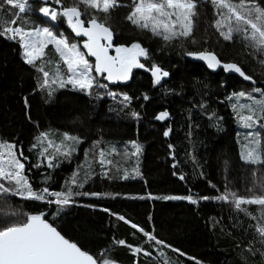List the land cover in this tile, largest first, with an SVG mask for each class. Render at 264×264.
I'll list each match as a JSON object with an SVG mask.
<instances>
[{"label":"snow or ice","instance_id":"snow-or-ice-1","mask_svg":"<svg viewBox=\"0 0 264 264\" xmlns=\"http://www.w3.org/2000/svg\"><path fill=\"white\" fill-rule=\"evenodd\" d=\"M34 4L42 23L30 19ZM201 4L211 5L215 17L211 27L219 37L226 42H235L238 39L242 44V54L264 67V0H130L128 4L121 0H71L68 4L64 0H0V38L18 46L22 63L36 73L33 77L36 81L33 92L40 94L46 104L59 91L64 90L71 96L82 95L95 101L110 98L115 102L116 108L110 106L109 111L126 112L131 109L134 99L150 101L151 97L146 92L134 96L127 91H114L109 87L110 84L130 81L134 69L150 73L152 87L161 85L162 81L171 76L169 70L152 59L150 50L141 42L114 43V31L109 20L112 13L121 7L129 9L126 21L138 30L147 31L153 37L160 38L164 46L179 44L183 56L204 62L207 69L234 73L243 81L251 82L250 89L233 91L219 101L230 104L233 119L245 130L240 160L246 165L254 166L251 172L252 186L246 188L247 195H240L238 190L231 188V182L225 176L223 191L211 180L207 181L208 186L216 192L212 196H197L189 190L186 195L125 194L124 198L186 201L190 205H199L201 201H215L227 205L230 212L236 214L229 217L233 221L232 228L240 231L242 236L250 237L246 244L239 240L235 245L234 251L241 249L240 264H264V86H257L258 82L239 63L223 61L215 51L206 48L199 51L187 49L185 42L192 45L198 43L195 31L201 15ZM65 25L74 34L73 37L65 34ZM76 38L80 39L77 41ZM50 46L53 53L51 57L48 51ZM202 87L204 90L200 94V100L192 103L186 110V136L190 140L194 129L200 127L195 118L197 114L207 118L209 127L215 128L217 132L224 131V117L218 115L206 98L209 95V86L203 83ZM219 87L224 88L225 83L221 82ZM166 91L183 99V88L180 92L175 88ZM70 103L78 101L70 100ZM23 107L26 118L35 124L30 114L31 105L27 95L23 97ZM140 107L143 108L144 105L141 104ZM193 109L198 112L194 113ZM126 114L136 121L142 118L138 111H127ZM170 118L168 109L154 116L157 121ZM172 131L169 125L163 131V136L169 137ZM240 135L238 132L237 136ZM84 142L85 137L67 131H39L28 149L35 154L36 163L26 167L30 156L25 155L23 145L15 139L0 138V264H120L110 255L112 245L126 247L134 257L133 264H141V256L150 264H179L178 260H172L168 256L165 249H170L179 257H186L188 261H194V264H205L203 260L188 255L159 238L154 227L146 230L107 207L100 210L129 225L135 230L133 236L139 232L145 240L134 245L125 239L113 237L111 245L102 248L99 255H93L77 240L63 232L57 221L67 215L68 210L73 207H98L91 203H81L79 198L116 199L122 195L84 190L95 178L114 180L118 177L127 180L141 175L138 166L130 172L127 168L122 169L121 164L112 157L130 156L138 161L144 151L142 144L135 140L128 141L132 151L129 153L125 147L121 153L115 145L103 147L102 140L96 139L84 149V159L65 178L60 189H52L50 184L54 179V170L65 162L72 163L79 152V146ZM168 148L173 160L171 167L177 169L174 145L169 143ZM188 156L195 164V155L189 152ZM97 166L99 171L96 170ZM33 168L46 169L41 173L43 186L34 185L29 178ZM172 175L180 181L186 180L182 171H173ZM197 175L206 179L203 170ZM14 198L39 202L48 210H24L12 203ZM248 206H256L258 212L253 213ZM241 213L249 221L246 225L239 218ZM148 220L151 222V215ZM213 220L215 224L221 223L220 220ZM85 231L87 232V228ZM144 244L150 247L145 248ZM256 256L260 257L259 262L250 260V257Z\"/></svg>","mask_w":264,"mask_h":264},{"label":"trees","instance_id":"trees-1","mask_svg":"<svg viewBox=\"0 0 264 264\" xmlns=\"http://www.w3.org/2000/svg\"><path fill=\"white\" fill-rule=\"evenodd\" d=\"M70 2L71 0H64L65 4ZM121 2L128 4L130 0ZM199 10L201 15L195 31L198 43L192 45L185 42L187 49L199 51L206 48L215 51L223 61L239 63L245 72L258 82L257 86H264V83H261L264 82V67L242 54V44L238 39L235 42L223 41L211 27L215 18L211 5L201 4ZM128 11V8L121 7L111 15L109 23L114 31V43L141 42L150 50L152 59L171 73L169 78L156 87L151 85L150 74L141 70L134 73L128 84L109 85L114 91H127L134 96L146 92L151 97L150 101L134 99L131 109L126 110L140 112L141 120H133L126 112L109 111V107L116 108V104L107 97L95 101L82 95L71 96L61 90L50 103H44L41 95L33 92L36 83L33 79L36 76L35 71L22 63L17 51L18 46L14 42L0 38V138L15 139L23 145L25 155L30 156L27 167L36 163L35 154L30 153L28 149L39 131L51 130L53 133L67 131L85 137V142L79 146V152L74 156L72 163L65 162L54 170V179L50 187L55 190L60 189L65 178L69 177L76 165L84 159V149L88 148L93 140L101 139L103 147L115 145L121 153L125 147L129 153L132 151L128 141H137L144 148L138 161L135 157L123 155L112 158L121 164L122 169L127 168L130 172L138 166L141 175L127 180L118 177L114 180L95 178L84 190L122 195L116 199L79 198L81 203H91L98 207L96 209L73 207L68 210L67 215L57 221L63 232L77 240L93 255H99L102 248L111 245L113 237L125 239L134 245L145 240L141 233L136 232L133 236L135 230L129 225L100 210L107 207L146 230L154 227L159 238L188 255L203 260L205 264H240L241 249L234 251L235 245L239 240L246 244L250 237L242 236L240 231L232 228L233 221L229 217L236 214L230 212L229 206L215 201H201L199 205H190L186 201L127 199L124 195L146 196L148 193L186 195L191 190L197 196H212L216 192L208 186L207 181L211 180L223 191L225 176L231 182L229 185L231 188L238 190L240 195H247L246 188L252 186L251 172L254 166L246 165L240 160L237 122L233 119L230 104L227 101L225 103L219 101L224 100L233 91L250 89L251 82L243 81L236 74H227L220 69L215 72L207 69L202 61L183 56L179 44L164 46L160 38L153 37L147 31L138 30L126 21ZM30 19L42 23L36 13L35 4ZM64 30L70 38L74 36L66 25ZM221 82L225 83L224 88L219 87ZM203 83L209 86L207 89L209 95L206 98L211 107L218 115L224 117V131L217 132L215 128L209 127L207 118L197 114L195 118L200 127L194 129L190 140L186 136L188 123L186 110L192 103L200 100V94L204 90ZM172 88L177 92L183 88V99L168 94L166 90ZM25 95L29 96L30 114L35 124L25 116L23 107ZM70 100L78 103H70ZM141 104L144 105L143 108L140 107ZM165 109L170 111L171 118L166 121L155 120L154 116ZM193 112L196 113L198 110L193 109ZM169 125L173 131L165 138L163 131ZM169 143L175 148L177 169L171 167L173 160L169 155ZM189 152L195 155V164L188 156ZM96 170L99 171L98 166ZM200 170H203L206 179L198 177L197 173ZM45 171V168L32 169L29 176H32L34 185L43 186L41 173ZM173 171H182L186 175V180L180 181L174 177ZM12 203L27 211L48 210L39 202L14 198ZM248 207L253 213L258 212L256 206ZM149 215L152 216L151 222L148 220ZM213 218L220 220L221 223L215 224ZM239 218L245 225L249 222L242 213L239 214ZM222 228L224 231H221ZM144 247L150 246L144 244ZM112 249L110 255L115 260L121 264H133L134 257L126 247L112 245ZM165 251L172 260H178L179 264H194V261L179 257L170 249ZM140 260L141 264H150L142 256ZM250 260L259 262L260 257H250Z\"/></svg>","mask_w":264,"mask_h":264},{"label":"rangeland","instance_id":"rangeland-1","mask_svg":"<svg viewBox=\"0 0 264 264\" xmlns=\"http://www.w3.org/2000/svg\"><path fill=\"white\" fill-rule=\"evenodd\" d=\"M74 35V34H73ZM80 38H76V40L78 41ZM49 56L51 57L52 55H53V53H52V51H51V46H50V48H49ZM51 53V54H50ZM237 128H238V132L239 133H241V135L238 137L237 136V140L239 141L238 143H239V147H240V151H241V142L243 141V133H244V129H242V128H240L239 126H238V124H237ZM237 132V133H238ZM29 178L31 179L32 178V176H29Z\"/></svg>","mask_w":264,"mask_h":264},{"label":"water","instance_id":"water-1","mask_svg":"<svg viewBox=\"0 0 264 264\" xmlns=\"http://www.w3.org/2000/svg\"><path fill=\"white\" fill-rule=\"evenodd\" d=\"M190 58V57H189ZM190 59H192V58H190ZM204 63V62H203ZM138 70H141V71H143L142 69H134L133 70V75H134V73L136 72V71H138ZM147 73V72H146ZM148 74H150V73H148ZM234 74V73H233ZM237 75V74H236ZM238 76V75H237ZM167 79V78H166ZM242 79V78H241ZM132 80V79H131ZM130 80V81H131ZM130 81H128V82H125V83H120V85H125V84H128Z\"/></svg>","mask_w":264,"mask_h":264}]
</instances>
